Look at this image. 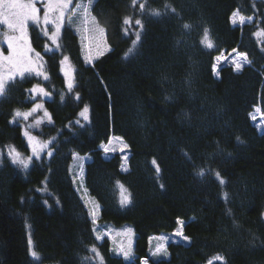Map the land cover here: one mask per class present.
Segmentation results:
<instances>
[{"label":"trees","instance_id":"obj_1","mask_svg":"<svg viewBox=\"0 0 264 264\" xmlns=\"http://www.w3.org/2000/svg\"><path fill=\"white\" fill-rule=\"evenodd\" d=\"M89 19L104 29V53L89 61L69 24L59 48L31 24L48 79L25 74L0 96V264H264V132L251 120L264 112V36L255 35L264 0H93ZM241 53L247 62L236 71ZM35 85L49 94L34 130L47 148L24 168L9 151L29 154L16 112L32 107ZM113 137L125 155L105 152ZM75 155L84 157L76 181ZM123 226L134 238L116 253L105 231ZM178 231L163 256L148 257L153 236Z\"/></svg>","mask_w":264,"mask_h":264},{"label":"snow or ice","instance_id":"obj_2","mask_svg":"<svg viewBox=\"0 0 264 264\" xmlns=\"http://www.w3.org/2000/svg\"><path fill=\"white\" fill-rule=\"evenodd\" d=\"M38 3H43V24L45 25L44 28L41 30L43 31L44 35L47 36L51 41L52 44L56 46V48H59V44L57 43L58 40V33L60 31V28L63 23V18L65 15V12L69 10V6L72 4V0H0V25L6 26L8 29V32L11 33L9 35L8 33H4V38L7 42L8 47V55H3L2 52H0V96H2L5 93L6 86L9 82H14L17 77L24 78L25 74L32 75L35 74L36 76H43L45 80L48 79V76L41 71L42 65L36 63L35 60H33L30 56V53L34 52V49L31 48L30 43L27 40V32H28V26L29 21L33 22L34 24H40L41 23V8L37 7ZM93 0H88L87 3H79L76 4L75 8L72 9L73 12H76L77 9L81 11V23L83 25L88 24L89 20V14L90 9L92 7ZM137 4V0H132V5L135 6ZM146 5L144 3L139 4V8L141 11L145 9ZM174 12L175 9H172ZM238 11V10H237ZM153 15H160L159 12H153ZM93 19H95L93 17ZM125 24H130L131 20L130 18H125ZM232 22L235 23H241L243 24L245 22V17L243 16H237V12L233 13L232 16ZM53 25L54 31L51 32V35H49L47 25ZM135 24L137 26H142L141 21L139 19L135 20ZM185 28H188V25L184 26ZM101 33L104 32V29H99ZM256 36H264V30H261L257 33H255ZM137 40H139V33L137 34ZM206 42V46L208 48H212L213 45L211 41L208 39V30H204V40L202 43ZM135 43V42H134ZM47 50V49H46ZM236 51L235 49L233 50ZM37 59L40 58V54H35ZM239 57L242 58V62H236L234 61V67L236 71H240L243 62L246 61V54H239ZM68 58L65 57L64 60L61 61V64L63 65L64 61H66ZM89 60L91 58H88ZM219 59V57L217 58ZM214 71L216 70V65H213ZM218 74V73H217ZM68 76V73L65 71V77ZM73 88V84L71 82L68 83V89L71 91ZM32 93H38L43 96L49 95L42 87L39 85L33 86V88L30 90ZM43 105L36 104L32 110L26 113H21L19 111L16 112V116H23L25 119H27L28 116L32 114V112H35L37 109H41ZM88 109L87 106L82 110L80 113L81 116L84 117V119H87V116L85 115L87 113ZM47 115V113H45ZM39 123V122H37ZM25 136H29L28 132L25 131ZM34 137L29 136L30 143L34 140ZM47 145H41L40 147H37L35 144H33L32 151L33 155L38 156L39 152L43 150L44 147ZM109 149L105 148V152H108ZM13 152H15L14 149H10L9 156L12 158L13 163H19L22 167L27 168L29 162L31 161V157L28 158V160L24 159H18L19 153H16L13 155ZM51 155V153H49ZM152 163L155 165V160L152 161ZM156 171L159 172L160 169L157 166ZM200 175H203L204 172L201 170L199 173ZM216 176L219 177V173H216ZM220 183L223 184L224 181L221 179ZM122 187V186H121ZM130 202V198L128 196H122L121 198V204H127ZM90 215L95 220V211L90 212ZM181 225L183 224V221H178ZM177 235L183 236L182 231H178ZM101 236H97V239H101ZM185 240H188L189 238L187 236L183 237ZM32 241L29 239V246H30V254L34 260H39L40 257L38 253L31 248ZM95 252V249H93ZM160 249H157V252H159ZM130 255L128 251H124V256L127 258ZM153 255H156V253H153ZM215 259L223 260V257L217 256ZM144 264H147V260L144 261ZM209 264H212L211 261H209Z\"/></svg>","mask_w":264,"mask_h":264},{"label":"rangeland","instance_id":"obj_3","mask_svg":"<svg viewBox=\"0 0 264 264\" xmlns=\"http://www.w3.org/2000/svg\"><path fill=\"white\" fill-rule=\"evenodd\" d=\"M75 6H76V4L72 1V4L69 6V10L67 12H65L62 26L65 24H69L71 27H73L75 30H77L84 37L85 44H86V56H87V58H91L90 60L88 59L89 61H92L94 58L98 57L99 55H101L102 53H104L108 49L105 38H104V33H101L99 31V29H101V27L98 26L94 22V20L89 19L88 24L86 26L83 25L81 23V11L79 9H77L76 12L72 11V9L75 8ZM37 7L41 8V12H40L41 23L38 25L37 24H35V25L39 26L42 29L45 27V25L43 24V3H38ZM31 24H34V23L29 21V25H31ZM62 26H61V28H62ZM47 28H48L49 35H51V32L54 31L53 25L49 24V25H47ZM61 28H60V30H61ZM4 33H8L9 35H11V33L8 32V29L6 28V26L0 25V52H2L3 55L7 56L8 55V47H7V42H6L4 35H3ZM59 34H60V31L57 34L58 37H59ZM46 38L52 44V41L47 36H46ZM27 40L30 43L29 26H28V32H27ZM52 45H54V44H52ZM31 48L34 49L32 47V45H31ZM36 53H38V52L34 49V52L30 53V56L33 60L36 61V63L42 65L41 71L44 72V68H43L44 66H43L42 58L40 56V58L37 59V57L35 55ZM223 58L221 57L219 61H222ZM225 59H229V57L226 56ZM234 61L240 62L241 60L238 56H235L233 62ZM61 70H62V73H63V76H64V79L66 81L67 86H68L69 82H71L73 84V70H72V67L70 66V63H68L67 61H64L63 65H61ZM65 71L68 73L67 77H65ZM33 96L35 98V101H34L32 107L28 110L22 111L21 113L29 112L30 110H32L34 108V106L36 104L43 105L42 99L45 98V96L40 95L38 93H33ZM45 113H46V110L44 109V107H42L41 109H37L35 112H32V114L30 116H28L27 119H25L22 116V118L26 121L25 131L28 132L30 137H34L35 139L30 143L29 136H25L26 141L28 143V147H29V154L28 155L19 154L18 159H24L27 161L29 157L36 158V157H39L43 152H45V149L47 148V146L44 147L43 150L39 152L38 156L33 155V151H32L33 144H35L37 147H40L41 145H47V142L45 140L39 138L34 132V130H36L37 126L47 117V115ZM79 119L86 120L80 114H79ZM251 120L255 124V126L257 127V129L259 131L264 132V112L260 113L258 110L253 111L251 113ZM37 122H39V123H37ZM124 147L125 146L121 142V140L116 138V137H113L111 139L110 144L108 143V149H111L113 151H119L123 155H125V152H126ZM106 148H107V146H106ZM15 154L16 153L13 152V155H15ZM83 159H84V157H81L79 155H75L73 157L71 168H72L73 178L75 181L78 180V178L80 176V165H81ZM125 163H126V156L123 157V167L125 166ZM17 164L20 165L19 163H17ZM79 191H81V190L79 189ZM123 196H126V194L124 195V192H123ZM105 232L107 234H109V233L112 234V232L115 233V234H113L114 240H112V245H113V249L116 253H122L123 252L124 249L121 248L122 247L121 243L124 246H126V245L129 246V243L131 242L132 238H134V233L132 235L133 231L131 232L130 228L127 226L116 228V229H114V231L112 229H108ZM115 238H117V239H115ZM181 238L182 237L180 235H177V232L163 233V234H160L157 236H153L150 240V247L148 249V257L151 259H156L157 257L163 256V254L165 253V249H164L165 245L171 240L177 241ZM115 240H117L118 243L115 244ZM157 249H160V251L157 252ZM153 253H156V255H153ZM127 258H129V256ZM145 260L146 259H143V264H144Z\"/></svg>","mask_w":264,"mask_h":264}]
</instances>
